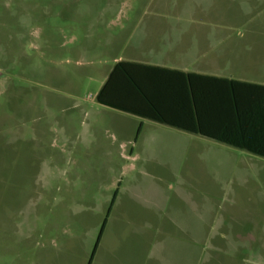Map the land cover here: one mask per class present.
Masks as SVG:
<instances>
[{
	"label": "rangeland",
	"instance_id": "obj_1",
	"mask_svg": "<svg viewBox=\"0 0 264 264\" xmlns=\"http://www.w3.org/2000/svg\"><path fill=\"white\" fill-rule=\"evenodd\" d=\"M229 1L0 0V264H82L89 258L119 188L118 146L137 140L141 125V146L194 144L187 136L153 137L151 122L97 102L108 68L116 58H128L118 42L131 38L132 27L114 37L109 27L86 35L75 19L180 21L186 54L208 59L162 62L211 69L208 61L224 51L245 53L243 0ZM211 35L232 39L218 48L190 41ZM109 40L117 41L114 47H105ZM235 56L219 65L244 60ZM230 151L200 156L205 165L211 162L204 169L213 172L208 175L222 180L221 195L202 199L206 216L215 211L219 233L204 235L199 244L174 241L166 255L172 264H264V158ZM224 177L233 188L236 181L245 185L252 197L229 196ZM214 237L235 243L216 248Z\"/></svg>",
	"mask_w": 264,
	"mask_h": 264
},
{
	"label": "crops",
	"instance_id": "obj_2",
	"mask_svg": "<svg viewBox=\"0 0 264 264\" xmlns=\"http://www.w3.org/2000/svg\"><path fill=\"white\" fill-rule=\"evenodd\" d=\"M236 2L230 3L234 5ZM238 10L237 12L241 15L242 13ZM243 10L246 27L245 53L239 57L234 51H224L223 57L212 58L213 60L208 61L211 64V69L204 68L203 65L195 70L187 69L182 64L168 66L167 62H162L163 59L183 57L192 59L195 63L200 59H208V56L203 53L186 54V50L183 48L187 45L185 36L179 33L181 29L178 28L183 25L180 21L120 18L108 20L101 17L99 19L75 20L77 26L83 27L86 35L99 32V29L95 27H105L106 32L108 31L106 27H109L113 28L115 34L111 33V36L114 37V35L117 36L116 34H124L125 27H132L130 29L131 38L128 36L127 39L118 42L122 53L125 52V49L129 51L128 58L122 56L116 58L113 66L119 61L126 60L264 85V0H243ZM237 12L231 15L236 18ZM231 39L232 37L211 35L197 36L190 41L197 42L199 48H218ZM109 41L105 45L106 48L114 47L117 42L116 40ZM225 48L228 49L229 46ZM234 56L244 58V60L240 63L231 60V64L227 62V67L219 65L222 59L234 58ZM238 65L243 70L234 69ZM113 66L108 68L106 79ZM238 73L246 74V77L237 78L234 76ZM149 124L151 128H156L150 130L153 137L187 136L193 140L194 144L189 146L186 141L184 147L168 146L165 148L145 144L141 146L144 132V129L141 128H144L145 125L140 126L141 130L137 140H133V142L122 140L118 146L121 159L118 168L121 170V178L116 202L107 218L92 264H172L166 255L174 241L179 243L185 239L186 245L189 240L191 243L199 244L205 242L204 235L219 233L215 231L219 223L218 217L214 210L209 216H206L202 199L203 197H214V194L221 195L222 180H215L208 175L213 172L204 169L211 162L205 165L200 156L208 152L214 153L218 157V155L230 154V150L237 148L161 124L153 122ZM160 126L170 129H160ZM203 139L205 141H202ZM208 141L217 145L205 146L204 142ZM197 142L203 143L199 145ZM237 150L249 153L246 150ZM189 154H193L192 159ZM224 158L226 159V157ZM224 165L227 167L225 170V177H227L229 165L227 163ZM214 166L215 162H212L210 168L214 169ZM223 183L225 186H229V196L231 197H252V191L246 189L245 185H237V181L235 182L236 188L230 186V179L227 181L225 178ZM211 216L212 221L206 225L207 218ZM96 240L94 241L96 242ZM210 243L216 248H221L225 247L222 244L232 246L235 241L225 243L214 237ZM93 247L94 245L91 246V253ZM89 258H86L82 264H87Z\"/></svg>",
	"mask_w": 264,
	"mask_h": 264
},
{
	"label": "trees",
	"instance_id": "obj_3",
	"mask_svg": "<svg viewBox=\"0 0 264 264\" xmlns=\"http://www.w3.org/2000/svg\"><path fill=\"white\" fill-rule=\"evenodd\" d=\"M96 100L103 106L264 158V85L122 60L109 72ZM108 216L87 264H92Z\"/></svg>",
	"mask_w": 264,
	"mask_h": 264
},
{
	"label": "water",
	"instance_id": "obj_4",
	"mask_svg": "<svg viewBox=\"0 0 264 264\" xmlns=\"http://www.w3.org/2000/svg\"><path fill=\"white\" fill-rule=\"evenodd\" d=\"M2 76V73L0 72V77Z\"/></svg>",
	"mask_w": 264,
	"mask_h": 264
}]
</instances>
